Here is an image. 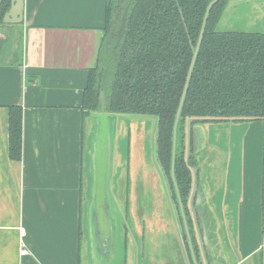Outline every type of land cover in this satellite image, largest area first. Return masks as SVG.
<instances>
[{
	"label": "crops",
	"instance_id": "crops-1",
	"mask_svg": "<svg viewBox=\"0 0 264 264\" xmlns=\"http://www.w3.org/2000/svg\"><path fill=\"white\" fill-rule=\"evenodd\" d=\"M109 2L22 0V20L2 21L6 34L15 30L19 39L0 59V264H107L122 241L129 251L123 211L109 213L107 244L98 239L93 211L83 200L92 144L82 97L97 64ZM13 105L22 109L20 160L9 156ZM237 136L236 181L222 200L220 227L237 251L233 264H264V122H250Z\"/></svg>",
	"mask_w": 264,
	"mask_h": 264
},
{
	"label": "trees",
	"instance_id": "trees-1",
	"mask_svg": "<svg viewBox=\"0 0 264 264\" xmlns=\"http://www.w3.org/2000/svg\"><path fill=\"white\" fill-rule=\"evenodd\" d=\"M10 0H0V26ZM211 0H110L97 64L83 91V116L96 111L105 89L110 113L157 118L156 155L171 165L172 132L193 49ZM227 0L210 8L177 123L175 170L186 174L178 153L188 119L264 122V29H219ZM128 5L126 32L116 60L108 37L116 12ZM110 42L105 49V44ZM104 61V66L99 62ZM113 64L110 69L109 65ZM107 79L111 84L107 86ZM9 156L22 153V109L9 106Z\"/></svg>",
	"mask_w": 264,
	"mask_h": 264
},
{
	"label": "rangeland",
	"instance_id": "rangeland-1",
	"mask_svg": "<svg viewBox=\"0 0 264 264\" xmlns=\"http://www.w3.org/2000/svg\"><path fill=\"white\" fill-rule=\"evenodd\" d=\"M263 11L264 3L262 0H227L224 13L218 21L217 27L219 29L263 31ZM2 29H4L5 33H0V40H3L0 46V59H4L10 55L15 34V30L12 33L6 34L4 26H0V30ZM101 90L105 91L104 88ZM89 117V115L85 116V124L88 131L87 125L90 119V134L92 140L95 121ZM145 122L142 125L138 121L130 122L123 119H110L109 129L113 135L112 191L114 194H120L122 197L124 196V191L128 192L129 209L131 211L130 219L134 221L138 220V222L135 221V225L128 230V253L123 250L125 242L118 236L120 242L122 241L118 253L106 259L107 264L111 261L117 262V264H183L182 259L184 257L182 249L178 241L172 236L171 231H169L171 234L167 232L163 224L153 227V225L159 224L156 222L157 216L153 214L154 224H151V218L147 219L145 233L141 231V225L139 224L141 217L140 211H137L136 207L137 197L142 196L148 201L149 206L156 210L160 206V200H158V203L155 201L156 198H159L156 191L160 187L158 186L156 188L157 185L154 184L155 181L153 182V180H158L160 177L152 169V165L150 164L152 159L149 133L150 125L148 121ZM201 123L207 140L205 148L199 153L201 160L199 169L201 188L208 182L210 188L208 187L207 190L210 192V189H212L210 199L213 200L214 197L215 204L221 207L225 194L227 193V197H230V189H233L236 181V168L238 167V152L240 146L237 134L246 129L250 122L208 120L201 121ZM257 131L259 132V128H257ZM126 171H128V175L125 177L124 174ZM139 171L142 173L143 183L145 184L144 188L141 181L138 180L135 182L140 176ZM115 176H117L116 179ZM88 178V182L83 185V200L85 203L91 196L90 185L92 176L88 175ZM150 181L151 183L149 184ZM232 192L234 191L232 190ZM217 209L220 208L217 207ZM167 211L156 212L159 214H167ZM91 239L92 248L90 259L93 262L95 247L93 237ZM229 244L232 245L231 242ZM225 245L228 247L227 244ZM226 246H222V248ZM231 249L224 248L222 252L220 251L218 253L222 259L225 258L224 256L227 257V264H230V262L235 261L237 258L236 253L233 252V249L231 251ZM123 252L126 256H124Z\"/></svg>",
	"mask_w": 264,
	"mask_h": 264
},
{
	"label": "flooded vegetation",
	"instance_id": "flooded-vegetation-1",
	"mask_svg": "<svg viewBox=\"0 0 264 264\" xmlns=\"http://www.w3.org/2000/svg\"><path fill=\"white\" fill-rule=\"evenodd\" d=\"M115 15L117 17L119 16L117 12ZM114 22V24L118 26L120 16L116 18V20L114 19ZM115 37V33L110 37L113 43ZM18 39V33H15L11 45L12 48L14 44L15 46L17 45L16 42H18ZM0 43L2 44L3 40H1ZM187 142L188 135L186 122L184 134H182L178 146V153L180 156L182 155V158L184 159L183 168L186 174H181L175 170L174 159L172 176L171 167H169V170H166L158 161L156 155V142L154 140V160L161 172L163 181L161 185L160 179L155 180V185H157L156 188H158V186L160 187L156 191L159 198H156L155 201L158 203V200H160V206L159 209L156 210L155 208H151L148 201H146L142 196L137 197L136 207L137 211H140L141 218L139 224L141 225V231L145 233L147 219L151 218L150 222L151 224H154V214L157 216L156 222L159 224L153 225V227L163 224V227L166 228L167 232L171 231L172 236H174L175 240L178 241V244L182 249L184 257V259H182L183 264H227V257L224 256L225 258L222 259V257L218 254L220 251L222 252L223 249L221 247L222 243L219 240V231H221L219 211H213L208 203L204 200L203 203L201 200L202 195L204 194V185L201 188V181L199 177V169L201 165L198 166L196 156L193 154V151H191L190 156H188ZM189 160L192 162L191 164H189ZM193 166L198 167L196 174L193 171ZM152 169L154 170L153 167ZM139 174L140 176L135 180V182L138 180L141 181L144 188L145 184L143 183V177L140 171ZM126 175H128V171L125 172L124 176L126 177ZM116 177L117 176H115V179ZM150 183L151 181L149 184ZM194 183H196V190L193 193ZM112 194V199L108 198L107 207H110L113 211H123L124 229L133 227L135 225V221L138 222V220L134 221L130 219L131 211L129 209L130 204L128 192L124 191L123 197L120 194H114L113 191ZM212 202H214V197ZM156 211H167V214H159ZM206 237H208L211 242L207 241ZM229 248L231 249L230 246ZM229 248L227 247V249ZM233 261L230 262V264H233Z\"/></svg>",
	"mask_w": 264,
	"mask_h": 264
},
{
	"label": "water",
	"instance_id": "water-1",
	"mask_svg": "<svg viewBox=\"0 0 264 264\" xmlns=\"http://www.w3.org/2000/svg\"><path fill=\"white\" fill-rule=\"evenodd\" d=\"M218 0H211L210 3L207 5L202 25L199 31V35L196 41V44L193 49L192 58L190 61L189 69L186 75L185 83L182 89V93L180 96L179 104L176 110L175 119L173 123V132H172V150H171V175L173 176V169H174V159H175V150H176V137H177V123L181 112V107L187 92L188 83L190 80V76L192 73V69L195 63V59L201 44L202 36L205 29V24L207 21V16L210 8L216 3ZM264 3V0H262ZM128 5H126L121 13L120 16V22L117 26L114 24L111 26L110 32L108 37H111L115 33V40L112 47V57L114 60H116L118 55V48L119 45L122 42V38L124 36V33L126 32V25H127V14H128ZM8 16H12L14 19L13 22H18L22 20V0H10V7L9 9L4 13L2 21L6 20ZM262 16H264V11L262 13ZM119 17V16H118ZM115 15V20L118 18ZM113 27V28H112ZM109 42L105 44V49L108 46ZM105 62L100 61L99 66H104ZM109 68H113V64L109 65ZM111 81L110 79H107V86H110ZM99 106L96 109V111L90 113V117L94 119L95 125H94V134L92 141V152H91V159H90V170H91V196L88 201L85 203V208L89 206V211H93V219L96 226V234L99 240H104L107 244L110 242L111 238V220H110V212L113 211L108 208V198L112 199V140L113 135L109 129L110 126V119H123L128 120L130 122L138 121L139 123H146L145 121L149 122L150 129V139H151V156L152 159L150 161V164L154 168L155 172L159 174L160 177V184L162 185V175L160 170L158 169V166L154 160V149H153V143L154 140L156 142L157 135H156V124H157V118L154 116H144V115H125V114H119L115 115L109 112L108 107L106 105L105 100V91L100 90L99 92ZM201 120H194L192 118L187 120V135H188V142H187V150H188V156H190V152L193 151V154L196 156V160L198 163V166L200 164V156L199 153L205 148L206 146V138L204 131L201 127ZM144 132V131H143ZM156 145V143H155ZM192 162L189 160V164ZM198 167L193 166V171L196 174ZM155 181V180H154ZM156 182V181H155ZM155 184V183H154ZM204 191L202 195V201L204 200L206 203L209 204L210 208L213 211H221V207L217 206L215 202H212L210 199L211 197V191L207 190V188H210V184L207 182L204 184ZM196 190V183H194L193 193ZM203 201V203H204ZM219 207L220 209H217ZM207 241L211 242L208 237H206ZM219 240L222 243V246H226V243L224 234H222V231H219ZM229 247V245H228ZM224 248H227L224 247ZM223 248V249H224ZM232 248V247H231ZM234 253L237 255L236 249L232 248ZM123 250L125 251V244L123 246ZM124 253V252H123ZM220 253V252H219ZM125 255V253H124ZM110 256V255H109ZM220 256V255H219ZM238 257V256H237ZM234 262V261H233Z\"/></svg>",
	"mask_w": 264,
	"mask_h": 264
},
{
	"label": "built area",
	"instance_id": "built-area-1",
	"mask_svg": "<svg viewBox=\"0 0 264 264\" xmlns=\"http://www.w3.org/2000/svg\"><path fill=\"white\" fill-rule=\"evenodd\" d=\"M20 245H21V248H20V255H25L27 253V249L25 248L24 246V243H23V240L21 239L20 240Z\"/></svg>",
	"mask_w": 264,
	"mask_h": 264
}]
</instances>
